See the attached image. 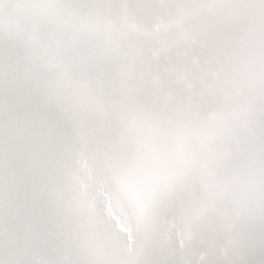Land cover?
Wrapping results in <instances>:
<instances>
[{"label": "snow or ice", "instance_id": "snow-or-ice-1", "mask_svg": "<svg viewBox=\"0 0 264 264\" xmlns=\"http://www.w3.org/2000/svg\"><path fill=\"white\" fill-rule=\"evenodd\" d=\"M0 264H264V0H0Z\"/></svg>", "mask_w": 264, "mask_h": 264}, {"label": "bare ground", "instance_id": "bare-ground-1", "mask_svg": "<svg viewBox=\"0 0 264 264\" xmlns=\"http://www.w3.org/2000/svg\"><path fill=\"white\" fill-rule=\"evenodd\" d=\"M114 195H118V194H114Z\"/></svg>", "mask_w": 264, "mask_h": 264}]
</instances>
